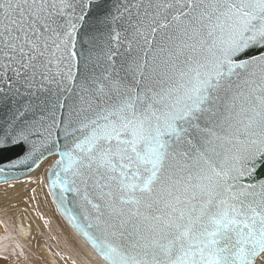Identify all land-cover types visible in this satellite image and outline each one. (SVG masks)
I'll return each instance as SVG.
<instances>
[{"label": "snow or ice", "instance_id": "6c2138e0", "mask_svg": "<svg viewBox=\"0 0 264 264\" xmlns=\"http://www.w3.org/2000/svg\"><path fill=\"white\" fill-rule=\"evenodd\" d=\"M25 144L104 264H264V0H0Z\"/></svg>", "mask_w": 264, "mask_h": 264}, {"label": "bare ground", "instance_id": "6f19581e", "mask_svg": "<svg viewBox=\"0 0 264 264\" xmlns=\"http://www.w3.org/2000/svg\"><path fill=\"white\" fill-rule=\"evenodd\" d=\"M48 157L53 161L55 156ZM49 166L46 171L41 167L24 181L0 185V264H41L34 250L43 252L48 264H64L59 252L79 264H104L59 211L64 224L57 219L42 178V172L46 176ZM11 203V209H4ZM75 253L87 262L79 261ZM260 259L257 258V264Z\"/></svg>", "mask_w": 264, "mask_h": 264}, {"label": "water", "instance_id": "95a60500", "mask_svg": "<svg viewBox=\"0 0 264 264\" xmlns=\"http://www.w3.org/2000/svg\"><path fill=\"white\" fill-rule=\"evenodd\" d=\"M253 54H255L254 51L249 53V55H253ZM30 150H31L30 147L25 144V145H21V146H10V147H7L4 150L0 151V169H3V171L0 172V181H6V180H11V179H16V178H20L22 176L27 175L34 168H36V166L43 159H45L46 157L49 156L47 153H45L44 158L43 159H40L39 153H37L36 156H34V157L25 158L26 155H27V153ZM22 158H24V159H22ZM56 158L57 157L55 156L54 157V160ZM53 161H52V163H53ZM255 176H256V179H264V163L257 162V169H256ZM46 177H47V184H48V176H47V173H46ZM59 195H60L59 194V189L56 190V196H53L51 194L52 199H53V201H54V203H55L58 211L62 215V217L73 228V230H75V232L78 233V231L74 228V226L69 222L68 218L64 215L63 211H61L59 209V207H58V198H59ZM67 195H68V207H73V209L76 210L74 208V205H73L72 194L69 193ZM79 235L82 237L81 234H79ZM83 240L86 242V240L84 238H83ZM88 245L90 246V244H88ZM90 248H91V246H90Z\"/></svg>", "mask_w": 264, "mask_h": 264}, {"label": "rangeland", "instance_id": "374dc122", "mask_svg": "<svg viewBox=\"0 0 264 264\" xmlns=\"http://www.w3.org/2000/svg\"><path fill=\"white\" fill-rule=\"evenodd\" d=\"M51 162H52V160H51V158H49V157H47L46 159H44L43 161H42V164H40L37 168H35V170H33L31 173H29L28 175H26V176H22V177H20V178H18L17 180H9L8 182L7 181H5V182H0V185H13V184H15V183H18V182H21V181H24V180H26L28 177H30V176H32L38 169H40L41 167L42 168H45V171H46V168L51 164ZM45 176V172L43 171L42 172V178H43V181H44V184H45V188H46V191H47V193H48V196H49V200H50V202H51V204H52V207H53V209H54V212H55V214H56V217H57V219L60 221V223L62 224L63 222H62V220H61V218H60V216H59V214H58V210H57V208H56V206H55V204H54V202H53V200H51V198H50V192H49V190H48V186H46L47 185V180H46V176ZM7 187V186H6ZM13 206H12V203H11V206H6L4 209H11ZM64 224V223H63ZM63 226V225H62ZM27 243V242H26ZM28 244V243H27ZM59 254H60V256L62 257V259L64 260V264H73V262H75V264H79V262L78 261H74V260H72V259H69L65 254H63V253H61V252H59ZM34 255L38 258V261L41 263V264H48L47 263V259H46V257H45V255H44V253L43 252H41V251H39V250H34ZM75 257L79 260V261H81V262H84V263H86L87 261L85 260V261H83L82 260V258H80V257H78L77 256V253H75Z\"/></svg>", "mask_w": 264, "mask_h": 264}]
</instances>
